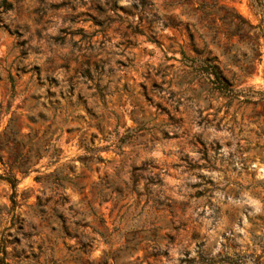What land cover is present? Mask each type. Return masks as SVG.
<instances>
[{"label":"rangeland","instance_id":"1","mask_svg":"<svg viewBox=\"0 0 264 264\" xmlns=\"http://www.w3.org/2000/svg\"><path fill=\"white\" fill-rule=\"evenodd\" d=\"M0 176V264H264V0H0Z\"/></svg>","mask_w":264,"mask_h":264},{"label":"trees","instance_id":"2","mask_svg":"<svg viewBox=\"0 0 264 264\" xmlns=\"http://www.w3.org/2000/svg\"><path fill=\"white\" fill-rule=\"evenodd\" d=\"M90 39V38H89ZM205 72L207 73L208 76H212L213 77V83L216 84V88L223 94L228 95L231 94V89H229V84L227 83V81L224 79V77L221 75V72L218 71V69L216 68L215 65H205L204 67ZM103 91V89H98V93L101 94ZM101 96V95H100ZM127 131V129H126ZM0 179H2V177L0 176ZM4 180H6L7 182H9L10 184L13 185V183L15 182V180L13 179H9V178H4Z\"/></svg>","mask_w":264,"mask_h":264}]
</instances>
